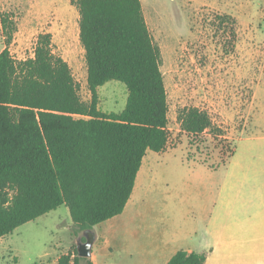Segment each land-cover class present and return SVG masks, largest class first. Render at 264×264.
I'll use <instances>...</instances> for the list:
<instances>
[{
  "label": "trees",
  "instance_id": "obj_1",
  "mask_svg": "<svg viewBox=\"0 0 264 264\" xmlns=\"http://www.w3.org/2000/svg\"><path fill=\"white\" fill-rule=\"evenodd\" d=\"M78 12L89 101L81 99L71 68L54 53L49 32L36 37L33 55L12 56L16 25L1 16L0 50V238L61 205L75 233L92 231L120 214L129 200L147 150L168 144V101L141 0H70ZM235 25L230 15H219ZM110 80L127 89L120 112L98 107V88ZM189 135L222 134L207 111H178ZM84 241L85 236L81 235ZM205 253L177 250L166 264H204ZM55 264H93L77 246Z\"/></svg>",
  "mask_w": 264,
  "mask_h": 264
},
{
  "label": "rangeland",
  "instance_id": "obj_2",
  "mask_svg": "<svg viewBox=\"0 0 264 264\" xmlns=\"http://www.w3.org/2000/svg\"><path fill=\"white\" fill-rule=\"evenodd\" d=\"M154 43L161 52L168 101V144L147 150L133 194L135 210L150 241L162 242L169 225L162 200L153 201L200 174L206 163L225 159L243 134L261 133L264 115V0H141ZM16 25L8 48L16 59L33 55L36 37L49 32L54 53L69 64L82 100L89 101L84 50L78 38V12L70 0H0V18ZM236 19L219 24V15ZM5 38L0 21V50ZM98 107L120 112L127 89L117 80L98 88ZM195 106L210 115L222 134L189 135L177 114ZM251 128L247 129L250 126ZM131 200V201H132ZM129 215L131 213H128ZM128 215V216H129ZM124 217H127L125 214ZM65 205L0 238V264H52L80 242ZM145 237V235H144Z\"/></svg>",
  "mask_w": 264,
  "mask_h": 264
},
{
  "label": "crops",
  "instance_id": "obj_3",
  "mask_svg": "<svg viewBox=\"0 0 264 264\" xmlns=\"http://www.w3.org/2000/svg\"><path fill=\"white\" fill-rule=\"evenodd\" d=\"M260 129L237 138L225 159L206 163L178 191L153 199L162 200L169 225L162 242L150 241L141 229L132 191L120 214L87 231L92 263L166 264L182 249L205 253L204 264H264V115Z\"/></svg>",
  "mask_w": 264,
  "mask_h": 264
},
{
  "label": "water",
  "instance_id": "obj_4",
  "mask_svg": "<svg viewBox=\"0 0 264 264\" xmlns=\"http://www.w3.org/2000/svg\"><path fill=\"white\" fill-rule=\"evenodd\" d=\"M93 244V237L90 232L85 234V240L77 243V252L79 256L89 257L91 254V246Z\"/></svg>",
  "mask_w": 264,
  "mask_h": 264
}]
</instances>
